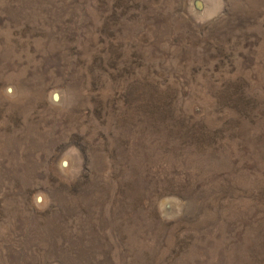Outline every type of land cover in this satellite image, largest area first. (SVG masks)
I'll list each match as a JSON object with an SVG mask.
<instances>
[{
    "label": "rangeland",
    "instance_id": "1",
    "mask_svg": "<svg viewBox=\"0 0 264 264\" xmlns=\"http://www.w3.org/2000/svg\"><path fill=\"white\" fill-rule=\"evenodd\" d=\"M0 264H264V0H0Z\"/></svg>",
    "mask_w": 264,
    "mask_h": 264
}]
</instances>
